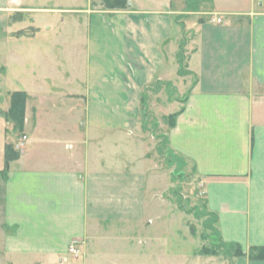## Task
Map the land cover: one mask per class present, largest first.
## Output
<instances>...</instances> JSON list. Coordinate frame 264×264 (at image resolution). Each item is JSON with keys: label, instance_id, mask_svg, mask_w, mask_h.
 <instances>
[{"label": "crops", "instance_id": "obj_1", "mask_svg": "<svg viewBox=\"0 0 264 264\" xmlns=\"http://www.w3.org/2000/svg\"><path fill=\"white\" fill-rule=\"evenodd\" d=\"M129 1L110 10L90 0L87 30L59 37L66 58L48 53L55 70L70 73L41 81V95L8 91L0 106V264H264L249 256L264 246V1ZM161 82L188 84L169 146L206 178L219 238L242 256L152 254L165 246L168 219L156 191L158 213L143 219L158 170L139 108ZM15 91L27 93V141L6 167L5 147L20 138L7 116Z\"/></svg>", "mask_w": 264, "mask_h": 264}, {"label": "rangeland", "instance_id": "obj_2", "mask_svg": "<svg viewBox=\"0 0 264 264\" xmlns=\"http://www.w3.org/2000/svg\"><path fill=\"white\" fill-rule=\"evenodd\" d=\"M4 2V5H0V16H2L0 66L7 67V74L0 75L1 107L8 91L28 90L33 91L35 95H41L44 93L41 81L50 84L56 77H60V74L66 76L70 73L55 70V62L49 60L51 56L48 53L56 52L55 58L60 60L66 58L68 52L64 43L67 40H59V37L61 34L87 30L88 14L85 10L90 0H6ZM93 3L97 9L101 8V3L104 5L102 0H94ZM207 6L210 7L211 4ZM32 8L34 10H31ZM78 19L79 22H83L82 26L78 27ZM38 28H40L38 35L28 37L34 35ZM68 46L70 47L69 44ZM180 56L182 73H184L186 55L180 54ZM48 84L45 88L51 90ZM185 87L187 88L188 84L186 86L180 83L179 86L162 82L153 84L146 90L139 108L142 128L149 138L147 157L157 163L156 170H158V179L153 175L152 179L147 181L146 212L143 219L147 223L151 214L158 213V209L152 203L155 191L160 198L158 207L163 210L162 214H165L162 217L165 222L168 219V229L165 228L164 232H160L165 240V246L159 248L158 246L161 245L155 243L152 254L158 255L164 252L168 253L170 258L173 255L176 260L177 258H216L217 260L233 258L232 255L237 248L220 240L215 217L206 208L204 193L206 178L198 173L192 161L174 153L169 146L168 133L174 123L173 113L183 102ZM1 130L0 124V132ZM20 136L18 132L15 138ZM4 139L2 131L0 141ZM17 143L12 144L16 150H18ZM150 165L152 164L149 161L143 162L144 169ZM172 224L173 226L175 224V227H172ZM203 249L209 253H216L205 254ZM79 256L80 251L75 258L78 259ZM69 259L72 257L69 256Z\"/></svg>", "mask_w": 264, "mask_h": 264}, {"label": "trees", "instance_id": "obj_3", "mask_svg": "<svg viewBox=\"0 0 264 264\" xmlns=\"http://www.w3.org/2000/svg\"><path fill=\"white\" fill-rule=\"evenodd\" d=\"M104 2V6L106 9L110 10H121L126 9L128 7L129 0H102ZM179 61L181 63V56L179 55ZM182 69V66H181ZM183 70V69H182ZM11 107L7 112V116L9 119L14 121L15 129L18 132L23 131L24 121H25V106L27 93L24 91H15L11 95ZM175 114L173 115L175 119ZM174 124V123H173ZM19 157V152L14 148L12 144H7L5 147V158H6V167L9 166L10 162L16 160ZM209 212V211H208ZM210 213V212H209ZM215 217V221L217 220L216 216L210 213ZM235 246L237 251L232 256H242L244 252L239 244H229ZM205 254H215L214 252L209 253L207 250H204ZM212 254V255H213ZM250 258L256 260H264V246H255L251 248L249 253Z\"/></svg>", "mask_w": 264, "mask_h": 264}, {"label": "built area", "instance_id": "obj_4", "mask_svg": "<svg viewBox=\"0 0 264 264\" xmlns=\"http://www.w3.org/2000/svg\"><path fill=\"white\" fill-rule=\"evenodd\" d=\"M217 22H221V18H218ZM26 141H27L26 135L20 136L19 141L17 143V148H23L25 146ZM69 251L70 253H73L75 256L79 254V249L76 247L75 244L71 245Z\"/></svg>", "mask_w": 264, "mask_h": 264}, {"label": "water", "instance_id": "obj_5", "mask_svg": "<svg viewBox=\"0 0 264 264\" xmlns=\"http://www.w3.org/2000/svg\"><path fill=\"white\" fill-rule=\"evenodd\" d=\"M128 4L131 5V2L129 1Z\"/></svg>", "mask_w": 264, "mask_h": 264}]
</instances>
